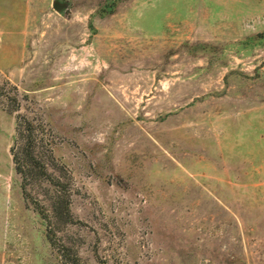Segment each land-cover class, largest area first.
<instances>
[{
    "label": "rangeland",
    "instance_id": "1",
    "mask_svg": "<svg viewBox=\"0 0 264 264\" xmlns=\"http://www.w3.org/2000/svg\"><path fill=\"white\" fill-rule=\"evenodd\" d=\"M0 93V264H264V0H0Z\"/></svg>",
    "mask_w": 264,
    "mask_h": 264
},
{
    "label": "trees",
    "instance_id": "2",
    "mask_svg": "<svg viewBox=\"0 0 264 264\" xmlns=\"http://www.w3.org/2000/svg\"><path fill=\"white\" fill-rule=\"evenodd\" d=\"M2 94L0 93V96ZM12 100L14 104L10 108L11 111L19 107L15 95L12 96ZM42 133L43 127L41 124L34 122V120L23 114L16 115L15 134L10 151L15 171L21 175V186L23 190L27 183H29V180L35 177V173L40 172L43 176L49 178L47 175H50V173L47 171L46 165L44 162H40L41 156L39 148L42 142ZM51 205L54 215L64 216L66 220L70 219L69 200L63 194L56 192Z\"/></svg>",
    "mask_w": 264,
    "mask_h": 264
}]
</instances>
